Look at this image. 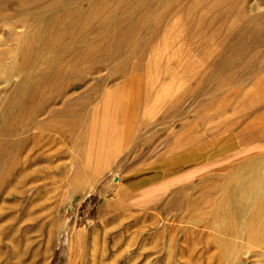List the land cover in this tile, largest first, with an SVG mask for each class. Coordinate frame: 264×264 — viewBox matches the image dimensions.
<instances>
[{"label":"rangeland","instance_id":"1","mask_svg":"<svg viewBox=\"0 0 264 264\" xmlns=\"http://www.w3.org/2000/svg\"><path fill=\"white\" fill-rule=\"evenodd\" d=\"M147 2L109 4L114 17L92 21L90 46L135 16L138 50L126 64L93 56L86 74L48 93V114L25 135L16 88L31 82L28 98L54 62L37 55L45 29L0 28V155L20 162L0 184V264H264V241L213 227L235 206L228 179L257 173L264 190V44L250 54L260 65L237 52L251 46L242 31L264 41V0H231L226 14L212 10L222 0H155L158 11L140 19ZM27 46L42 61L25 75ZM7 129L19 132L3 139ZM245 209L236 222L264 226Z\"/></svg>","mask_w":264,"mask_h":264},{"label":"bare ground","instance_id":"2","mask_svg":"<svg viewBox=\"0 0 264 264\" xmlns=\"http://www.w3.org/2000/svg\"><path fill=\"white\" fill-rule=\"evenodd\" d=\"M120 1L122 2L124 0H50V2L48 0H0V28L11 25L14 26L15 28L22 27L24 25L26 26L29 25V26H34V28L45 29V31L43 32L42 30V34L39 35L41 36L40 42L42 41L41 45H43V49L42 51H40L41 49L40 48L39 53L38 50L36 52L38 53L37 55L40 54V56H42L43 53L44 54L49 53L50 60L54 62V65L51 67L49 73H48V69L43 71L44 69L48 68V64H47L48 62H46L48 58L46 57L47 59L46 61H44V63L46 62V66H44V69L42 70L43 72H41V73L45 72V74L39 78V82H40L39 85L33 87L31 94L27 96L28 98H26V95L25 97H21V94L24 89H26L28 86L29 87L31 86L30 85L32 84L31 82L26 80L27 82L21 83L16 88L14 98L16 99V104L18 103L19 106H20L19 102L21 101V107L19 110L21 111L22 114H20V112L18 114L22 115L20 121L21 125L19 130L21 131L22 134L25 135V133H28L31 130V127L33 128L37 126L34 125V121H32L33 120L32 117L36 116V114L38 113L40 114V116L46 113L48 114V109H47L48 93H52V94L55 92L59 93L62 90L64 80L68 78L79 79L84 74H86V70L83 69L82 66L85 65L86 63H89L92 60L91 58H93V56H96L94 58L95 59L99 58L100 59L99 61L102 62L122 60L126 64L130 53L133 50L135 51L136 49L138 50V47L136 45L138 44L137 40L132 38V34L138 31L139 28H141V23L140 22L135 23L136 21L135 16H130L127 18L126 21L124 22L118 21L115 25H113L114 28L120 29L121 31L118 30V32H116L115 35L112 33L111 35H108L107 33V36L105 38L103 37L104 41L99 40L100 42H95V44L93 43L91 44V46L86 41V35L88 30H91V28L94 27L96 28L99 26L98 24L92 25V21L95 18L102 16L114 17L115 11L111 10L109 4L112 3L115 4ZM222 1L224 3L223 5L220 4L218 6H213L212 10L224 9L223 10L225 11L224 14L231 13L229 10H227L228 9L227 6L231 4L230 2L231 0H222ZM85 4H88V6H85ZM147 6H148L147 8L141 9L140 12L137 13L140 19L143 17L144 14H145L144 16H146L151 13H156L159 9L157 8V6H155V0H148ZM211 8L212 7L210 6V9ZM128 11L129 10H127L126 12ZM220 12H221L220 14L222 15L223 12L222 11ZM237 16L241 20L243 19V15L241 13H239ZM105 27L106 26L104 25L103 28ZM144 28H142L141 31H144ZM95 30L96 29H94V31ZM145 31L148 30L146 29ZM156 31L157 29L154 28L151 30V33H155ZM245 33L247 34L246 35L247 38L251 40V44H250L251 46L246 48L244 47L237 48V52L241 56V60L243 64L245 65L262 64L260 58L250 56V54L252 53L253 50L256 49L257 46L264 44V41L262 40L263 36H259V34H254L252 32L248 33L246 31H242V36H244ZM112 37L114 38V40H116L115 41L116 46H111L110 44V41H112L113 39ZM185 40L186 42H189L188 38ZM30 46L29 47L27 46L28 47L27 49L25 48L26 52L25 53L23 52L24 53V55H22L23 59L20 62L19 67L17 66L19 69L17 71L19 72L21 71L25 75H27L30 72L31 68L39 67L40 66L39 63L42 61V60L41 61L31 60L32 56L30 57V55L32 54V49L30 48ZM52 47H55L56 49L52 50L51 49ZM110 48H112V51H110ZM142 51L143 50L139 52V56H141L144 53ZM110 52H112V54ZM72 69L77 70V72L73 73ZM30 77L32 76L29 75L28 78ZM232 80H234V78L228 79V81L226 82L229 81L231 82ZM55 83L58 84L55 85ZM221 87L222 86H220V88ZM16 104H14V106H16ZM33 105H37L36 110L34 108L35 111L29 114L31 107ZM11 109L9 110V112L11 111ZM13 110L15 111V109ZM5 114L6 112L4 113L3 117H5ZM7 122H9V120ZM38 126L40 129L47 130L48 118L40 122ZM19 131H13L12 129H7L5 132H3L4 133L3 139L5 137L6 138L14 137L17 135ZM1 146L3 147V149H5L7 147V144L3 143L1 144ZM16 166L18 167L20 166L18 157H14L12 158V160L8 161L6 157L0 155V184L2 182H5L4 178L6 176L3 175H7ZM233 178L234 179L230 178L226 181V188L230 187L232 191L229 194H227L225 203L228 204L234 203L235 204L234 209L233 210L228 209L223 212H218L217 218L222 222H217L216 224L214 223L213 227L220 233L228 235L232 238L235 239L247 238L256 244H259L264 241V226L263 225L254 226L255 225L253 224L254 222H248L250 225V227H248V225H245L243 223H238L236 221H239L240 217H242V215L246 213L245 208H248L251 211V217L255 218V220L258 218L260 219L262 218L261 216L264 214V190L260 189L258 186L260 183H262L263 177L258 175L257 173H254L252 180L249 183H243L240 180H236L235 177ZM231 221H235V222H231ZM229 260L230 259H228V261Z\"/></svg>","mask_w":264,"mask_h":264},{"label":"crops","instance_id":"3","mask_svg":"<svg viewBox=\"0 0 264 264\" xmlns=\"http://www.w3.org/2000/svg\"><path fill=\"white\" fill-rule=\"evenodd\" d=\"M184 44H185V45H187V42H186V40H184Z\"/></svg>","mask_w":264,"mask_h":264}]
</instances>
